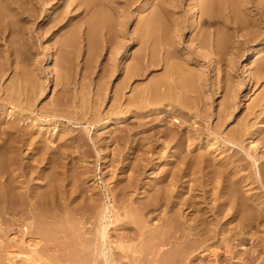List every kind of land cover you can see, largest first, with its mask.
<instances>
[{
  "label": "bare ground",
  "instance_id": "bare-ground-1",
  "mask_svg": "<svg viewBox=\"0 0 264 264\" xmlns=\"http://www.w3.org/2000/svg\"><path fill=\"white\" fill-rule=\"evenodd\" d=\"M20 1L21 0H0V22H8V20L10 21L12 20L11 13L14 11L15 13L16 12L18 13V11L21 9V4H19ZM22 3L24 5V2ZM73 3H76L79 9H83L81 13L83 12L84 14L85 12L87 14L88 13L90 14V12L93 13L90 19L83 21L85 22L84 25H86V29H88L86 40H87V45H88L89 50L87 52L88 54H90L89 51H91V54L89 55L90 56L89 59H92L94 58L93 54H95L96 49H99V48L95 49V47L97 46L96 43L99 41H97L98 37L96 36L97 37L96 39L95 34H94L97 31H93L92 29H90L91 27H95V30L96 28L101 30V32L104 35L105 41L107 42V44H110L109 48L113 45L114 38L115 37L118 38L117 36L114 37L113 35L115 32L111 26L112 25L111 22H113V20L103 10V7H106V8L110 7L109 0H105V1L99 0L98 2L97 0H74ZM202 3L203 4L201 5L202 10H201L200 20L202 22L203 15H207L208 17L211 18L210 19L211 22H208L207 20H205L207 21V23L205 24H209V26L210 25L213 26V24H216L217 22L219 23L220 20L218 19L216 20V18L218 17L222 18L220 15L212 13L214 8H218V9L227 8V10H229V14H231V16L227 17L226 20L224 21L221 20L223 24L226 26V28H223V29L227 30V27H228V28H233L234 31H238V30L240 31V29L242 28L245 29V27H248L247 24L251 22V21L247 22L246 19H244L243 16L240 14V12L243 11L241 8L242 4L237 3L235 0H204V2ZM32 7H34V5ZM95 7L96 8L100 7V9H96ZM262 8L263 7H261V9ZM144 9H147V8H144ZM34 10L36 11V9ZM55 14L57 15L58 13H55ZM222 14L223 13L221 12V15ZM155 16H156V13H155ZM54 17L51 20L49 19L50 21H47V20L45 21H47L48 23L49 22H52V23L59 22L60 23V22H63V18H65L62 16L63 18L62 19L60 18L57 21L56 20L57 17L56 18ZM150 19L152 20H150V23L148 22L149 24L145 26L144 28L145 34L142 35L144 37V40L141 43L143 47V53L140 52L141 54L136 57L135 63L129 64V65L126 63L127 64L126 65L125 63H123L124 60L121 62L119 61V63H117L116 62L117 56H116L115 50L110 51L112 56L109 57V60L107 63H104V62L102 63L101 61L102 65L100 64L101 66L100 74L98 73L101 77V81L108 76L112 77L114 75V72L122 71V73L123 72L125 73V74L123 73L124 76L116 84V88L112 96L113 98L112 108L110 110V113H108L107 116L104 117L106 118V120L102 121L101 119H98L97 116L89 117L90 119H88L87 116L89 114L86 117H84L83 115L82 117L74 116V117H69L68 119L76 120L80 122L85 120L91 126L93 125L96 126L99 123L97 127L99 129H103V128L105 129L107 125H114V124H117V122H119L118 124L122 125L123 128L119 126V128L115 130L117 136L115 137L116 140L115 139L114 140L117 143H115L116 146L112 150H109V153L112 154L113 157L109 161L107 160L110 163L108 166L117 164L116 165L117 167L118 164H122L123 167H120V169L124 168L125 172H126V169L133 168L134 169L133 171L137 172L136 174L137 179H138V175H142L143 173L146 172V168L148 166V163L150 162V159H149L150 157H146L145 155L148 153V156H150L149 154L152 152V155L154 157V155L161 154L163 152L161 150H163L164 146H166L165 148L169 147L171 148V150H173V152H171L166 157L167 161H166V165L162 167L163 169L160 168L161 171L163 170L161 174L162 176L158 173L161 177V180L160 179L159 180L162 181L160 183H163V181L165 182L168 176L170 179V173H172V176H171L172 180L170 183L173 185L174 181L176 182L179 175L182 176L183 173H185V176L186 174L192 175V174H195L197 170L202 169L205 166L206 167L208 166V168L209 166H211L212 169L209 172L211 174L210 179L212 180V178H216V179L219 178L221 180H224L225 183L223 182L222 183L225 184V187L223 186L224 188L221 187L222 189L220 190L218 189L219 191L216 192L214 195L215 198L213 196L211 197L210 195H208L210 196L209 199L213 201L215 200V201L213 203L210 200L212 204H210V206L208 204L207 209H205L206 207L205 208L203 207V209H205L204 213L203 212L201 213V211H203V209H201V206L200 207L197 206L201 215H195L198 217L192 218L193 223L189 222V220H191L190 219L191 217L189 216L190 217L189 218L188 215L191 214V209H195L194 208V206L196 205L195 202L191 201L190 199H184V200L173 199L175 201L171 200V203L172 205H174V208L172 209L173 211L172 210L170 211V213L172 214L169 216V220L168 221L166 220L168 223L166 222L167 227H165V229L167 228V230L164 231L163 229L164 232L160 236L156 235V231L154 232L151 231L150 232L151 238L152 239L157 238V241L153 240V243L152 244L150 243L151 246L148 247L146 245L148 243L146 238L147 239L150 238V237H147L148 230L153 229L151 228L150 225H148V223H150L151 218L153 219V216L156 215L155 214L152 216L150 214H152L151 212L154 207H156V209H159L161 208V206H163L162 205L163 204L162 203V200H163L162 192L164 190V187L170 185V183L165 184L166 183L165 182L164 186L160 184L161 186L157 188L156 196L154 197L151 195L148 200L146 201L143 200V202H141L142 205L140 204L138 206L139 211L135 209L139 213H141L142 215L141 218L140 216L137 217L136 214L128 213L130 212L129 211L131 209L130 207L133 206L137 208V206H135L137 204L135 205L132 204V206H130L129 208L124 206L125 215H124V212L123 213L122 211L120 212L122 215H124V217H122L118 209H116L115 203L120 202V204L122 205L125 202L127 195L130 193L131 190L136 188L137 185H135L133 181H130V179H129L130 182L127 180V182L129 183L127 184L124 183L126 185H123L122 182L119 181L120 184H122V187L120 188L116 187L117 188V192L115 194L117 195L116 197H114V193H112L114 192L113 189L108 188L109 187L108 184H107L108 187L106 189L105 197H103L102 194H99L97 196L95 195L96 187L94 188L92 193H90V196H89V194L86 193L88 190H86L84 186L85 180L89 179L85 177L86 175L89 176V173H88L89 169H88V166L85 165L84 163L85 160L80 155L81 150L79 151L78 149V146L81 147V144L77 146V151L74 148L75 146L73 147L76 153H75V156H72L74 155L73 153L74 151H71L68 148L70 145H67L68 142L66 143L62 140L63 137L61 138L59 137L60 138L59 140L57 138L56 140H57L58 145H54V143H56L55 138H52L50 140V138L47 139L46 137V139H44L45 136L42 135L43 136L42 137L41 134L39 136L37 135L36 139L32 138L33 140H31V137L33 136V134L30 131V129H28V131L27 129H25L26 131L23 130L25 131V133H23L20 136V130H22L21 126L25 124L26 121L25 123L21 125L23 121L22 119H20L21 117L20 118L18 117V115H20L21 113H19V111L16 109L17 106L13 104V100L15 101L16 93L13 91V88H12L13 92L10 91L11 88L7 89L10 91L8 94V97L3 102H1L3 99L0 101V139H1L0 141L1 142L0 143V235L2 234V232H4L7 237L6 239H8L9 241L7 243H10V244H8L9 246L7 245L8 247L4 246L6 247V249L4 250L5 254H3V256L1 255L2 257H0V264H19V262L16 261L18 254L15 251V248H13L14 246L11 245V243L13 242H19L21 245L25 247L26 251L23 250L21 252L24 255V257L23 255L20 257V258L22 257L25 258L24 259L25 261L23 260L24 262L21 264H130V262H133L132 264H141L144 261L143 259H148V258H150L149 261H152L151 264H207V262L205 263V261H208V262L211 261L210 253L213 254L214 258H216L217 264H223L224 261L227 262L230 260H234L236 262L237 260L240 262L242 261L245 264H264V255L261 256V251H260V246L263 247L262 249L264 250V245H260L258 243L257 241L258 236L256 238H253L254 236L252 235L251 237H249V239H247L249 230L253 231L254 228L260 224L259 219H262V218L264 219V194L259 193V195H257V193L261 191V189L260 190L258 189L259 191L257 193L251 192L254 186H256V184L259 186L261 184V187L264 189V165L262 167L263 172L260 167V163L263 162V161L262 162L260 161L263 159H261L262 155L259 156L260 152H257V150H255L256 145L253 142L251 143L252 145L250 147H248L250 144L249 145L247 144V146L245 145L247 148L244 146L245 140L250 139V138L254 140L262 139L264 142V120L261 121L262 118L264 119V117L261 118V116H264L262 115L264 114V94L261 96L259 100H257L254 103V105L250 106V111L248 112L247 115L245 114L246 116L244 115L245 117L243 119L244 121L242 122V124L240 123L238 127L235 126L236 127L235 129H232V130L229 129L230 131L228 132L227 131L224 132L226 121L228 120L227 118L229 117V115H232L234 112L231 111L233 110L231 109L233 107L231 99L228 101V97H226L224 101L219 103L220 107L219 109L217 108L218 110H216L217 111L216 116L218 118L217 122L214 125H211L210 120H209V108L207 107L208 102H206L203 98L207 96H202V94L203 93L205 94V92L202 93L200 90L202 89L200 87H204V85H207L205 83L203 84V81H202L204 80L205 75L203 74V72L201 71L196 72L193 69V67H190V64L193 62V59L188 60L183 57L184 61L179 62L178 59L179 58L182 59L181 57L182 52L180 54L179 49L176 46V43H174L175 42L174 40H172V42L165 41L166 37L164 35L163 36L165 37L164 39L165 43L162 42L163 46L162 45L161 46L163 47L165 54H163V56H159L158 54L159 51H158L156 52L158 54L156 56V54L154 53L155 48H153L156 46V44L154 46L153 45L150 46V45L152 44L154 37H157L156 35L158 34L159 30L162 28L161 27L162 24L160 25L158 21L159 19L157 20L155 17L150 18ZM22 21L26 22L28 21V18L25 19L23 17ZM40 22L42 21L40 20ZM1 25L2 24L0 23V35H2L4 32V29H3L4 25L3 26ZM166 25H167L166 27H169L168 24ZM200 25L201 23L199 24V26ZM17 27L18 26H16L15 28ZM50 27L48 28L50 29ZM19 28L21 27H18V29ZM43 28L44 27H42V29ZM156 28H160V29H156ZM18 29H16L15 31H17ZM167 32L168 31L166 28V33ZM198 32L199 31H197L196 33ZM42 33L44 34L43 31ZM141 34L142 33H140L139 36ZM216 36L214 34L213 37L212 36L210 37L204 31L203 34H201L199 38L196 37V39L198 40L200 47L205 48L204 50H207L206 48H213V49H216L217 53H219L221 51L220 50L221 48H226L228 46V39H230L231 37L227 35L220 36L217 34ZM64 41L66 42V40ZM98 46H100V44ZM131 46L126 47L125 53L133 51V48ZM259 46H261L260 41H255V43L253 44V48L249 49L243 54V57H244L243 62L248 61L250 58L256 55L258 56V54L260 53ZM151 47L153 48V50ZM160 51H162V49ZM52 53L53 52L49 51L48 57H47L48 61H53L54 57ZM84 53L86 54V51ZM210 53L212 52L210 51ZM88 62L90 63V61ZM109 62H110V65H109ZM160 66L162 67V69L164 67L163 73H161L160 75H156L155 77L153 76V78H151L152 76L150 77V75H148L150 77L149 78L150 80L148 79L149 81L147 80L148 82L146 83L143 82V84H141L140 82L141 85L139 86L136 84L135 87L131 88L132 92L130 90L131 93L129 94V91L127 89L129 87V84L132 81H135L137 83L138 80H141V79L144 80V78L147 76V73L151 69L157 68ZM244 66H245V73L247 77L252 79V72L248 68L247 63ZM3 70H5V68L3 67L0 61V73ZM260 71L261 72H260L259 78H263L264 76L263 66L260 69ZM90 72H92V70ZM257 73L259 74V72ZM222 77H224V75ZM103 86H105V84L100 85L97 91H94L93 93L94 95H96L98 99H101V100H103L102 98L106 96V93H107L106 87L104 88ZM224 88H227V86L226 87L224 86ZM221 89L223 88L221 87ZM0 92H1V89H0ZM56 98L57 96L55 97V99ZM95 100L96 99H94V101ZM92 108H95L94 109L95 111L100 110L97 104H93V103H92ZM3 109L6 110V112L4 111L5 113L3 112ZM24 110L25 109H22L21 111L24 112ZM55 113L59 117L62 115V114H58L57 112ZM85 115H86V112H85ZM64 116L66 117V115H63L61 117H64ZM48 118H51V117H48ZM192 118H194V120L196 119L198 126L195 124V122L193 123L191 122V121H194V120H191ZM199 118H200V121L198 120ZM24 119L25 118H23V120ZM258 119L261 121L260 124L257 123ZM49 120L50 119H45V124H48ZM134 122L136 123V125H134ZM199 123L203 126L205 125L204 130L202 128H201L202 130L200 129L201 125ZM194 127L196 129H194ZM205 128L207 130L205 134H207L208 136H210V134H214L216 143L218 142L221 145L222 144L225 145L224 146L225 148L227 146V149H229L227 151H230L228 154L224 155L223 153H220L221 151L219 153H216L217 150L216 151L212 150V151H215V153L213 152L211 153L210 152L211 150H210L209 151L210 153H209L207 151L208 148L207 149L205 148L206 150L202 148L201 149L197 148L198 144L196 145V132H198L197 130L200 129L201 130L200 135H201L202 132H205ZM134 130L137 132V134L134 135L132 139L133 141H130V142H133L131 143L132 145H130L129 148L125 147L126 141H127L126 137H128L127 135L131 136L132 132H135ZM223 132L225 133V135H222V138L218 140L219 136L223 134ZM56 137H58V135ZM84 139L85 138L81 140L84 141ZM60 140H62L63 142L62 141L60 142ZM114 140L112 139L113 142L111 140L109 142H106V145L107 146L112 145L114 143ZM82 141H79V142L83 143ZM29 142L35 147L31 149L32 153L29 154V158L25 159L24 155H22V151H23V148L26 147V145H28ZM200 142L201 141H199L198 143ZM204 145L202 146L203 148H204ZM221 145H219L220 148H221ZM43 147L46 148L45 153H43L44 151L42 152ZM125 148L128 149L127 153H124ZM259 148H262V147H259ZM259 148H258V151H259ZM222 150L224 151V148ZM251 150L256 151L257 155L252 153ZM77 153L78 155H76ZM45 154L48 156L46 157ZM221 154H223L224 156L221 157L220 156ZM69 157H71L70 162L73 161V169H75V172L73 174L70 173L68 175L67 179L70 182L68 181L67 182L68 184H70L71 182L74 181L75 187L74 189L72 188L73 190L69 188L71 189L70 190L71 192H69V189L66 192L64 178H66L67 175L64 177V174H63L64 172L62 170L63 168L61 167H64V165H66V164L63 165L64 159L69 158ZM106 158L107 156L105 157L103 155L101 156L100 159L103 161H106L105 160ZM39 159L44 160V163L45 161H47V164L44 165L47 168V170L46 169L43 170L45 172L44 174H42L41 172L42 174L41 179H40L41 181L39 180L36 182L35 175H34L35 174L34 169L35 167H37L36 162L41 161V160L39 161ZM142 160L144 161L145 164H142L143 163ZM145 160L147 163L145 162ZM173 162H176V163L174 164ZM176 165L179 166V168L173 171V168L174 166L176 167ZM240 165H242L243 167L242 166L240 167ZM238 166L241 168L240 170L243 171V172L240 171L241 173L245 172L244 176H242V174L239 171H236L237 170L236 168H238ZM17 168H19L20 172L17 171L18 170ZM69 169H71V167ZM256 169L258 170L256 171ZM35 170H37V168ZM200 171L201 170H199V172ZM204 171H206L205 168H204ZM130 173H133L132 169ZM249 173H252V175L251 174L249 175ZM136 175L134 176L135 178H136ZM19 176H24V179L22 178V180H19L18 179ZM28 176L29 178L26 179ZM130 178H133V177L131 176ZM207 181L209 180L207 179ZM248 181L250 183H248ZM157 183L156 185L158 186ZM180 184L182 185V182ZM247 184H249L248 187L250 188L248 189L250 193H252V195L250 194V196L248 195L249 192H246V190H244L246 192L245 193L242 189L243 188L242 186H245ZM216 185L218 186V184ZM182 186H184V184ZM118 187H119V184H118ZM173 189H170V190H173ZM214 190H216V188ZM166 191L168 193V190ZM180 191L182 190L180 189ZM220 191L223 192L222 196H224V199H221L218 196V193ZM244 193L245 194L248 193L247 195L249 197L245 195ZM111 194H113V196ZM254 195H257V196L254 197ZM113 197L116 198V200L113 199ZM206 197L205 199L203 198L204 201L208 199ZM216 197L221 199L219 203H217L219 199ZM87 198L90 200L88 201ZM200 199L198 201H201ZM113 200L115 201V203L112 202ZM132 201H133V198H132ZM137 203H140V202H137ZM117 207H120V206H117ZM185 208H186V211L187 209L189 210L186 212ZM169 209L170 208H168V210ZM226 209H228L227 212H225ZM158 212H155V213H158ZM209 212L212 213L214 216H216V218H219L220 220L219 224L218 222H216V220L213 221L212 219V222L211 221L209 222L211 225L208 226V221L210 219H208L209 215L207 214ZM146 214H149V215H147L146 217ZM52 219L55 224L54 227L51 228V230L49 229L50 231H48V228H47L48 233L42 234L41 232L46 231L44 229L47 226L50 227V225H52ZM225 219L227 220V222L225 223L226 225H223V223L220 225L221 220H225ZM17 221H20L25 225L23 234L21 236H19L20 231L19 232L17 231L18 232L17 234V232L13 231L14 228L13 229L10 228L13 225L15 226ZM198 222H199V225L197 226L195 223H198ZM3 224H6L7 227L5 226V228H3ZM16 226L19 227V224ZM134 226H136L137 228V230H135L137 231V234L139 233L141 234L142 241L140 240L141 241L140 244L136 243L138 242V240L136 242H135L136 239L134 240V236H136L137 234L135 235L131 233L132 230H134ZM149 226L150 228L147 230ZM42 227H43V230H42ZM196 228H198L197 231H196ZM15 229H18V228H15ZM120 229L122 230V232L119 233L118 230ZM88 233L91 235L90 236L88 235V237H86L85 234L87 235ZM146 233L147 235H145ZM196 233L199 234V237L200 235H202V238L199 240H196L195 238V241H191L192 235ZM157 234H160V231H158ZM219 234H223L224 240H226L225 241L226 244L224 245L225 247L223 246L224 248H217L214 250L212 249V251L208 253L206 251V249L208 248V245L210 244L208 242L211 240L218 239V237L220 236ZM144 235L146 238L144 237ZM1 237L2 235L0 236V244L4 241V239H1ZM247 240H249L250 242ZM145 241L147 243H145ZM163 243L164 245L161 246V244ZM249 243L250 245H248ZM3 244L5 245V243ZM17 251L19 252V250ZM162 253L168 255V256L165 255L167 257L165 262L163 261L161 262V260L155 259L156 256L158 255L161 256ZM149 263L150 262H148V264Z\"/></svg>",
  "mask_w": 264,
  "mask_h": 264
},
{
  "label": "rangeland",
  "instance_id": "rangeland-1",
  "mask_svg": "<svg viewBox=\"0 0 264 264\" xmlns=\"http://www.w3.org/2000/svg\"><path fill=\"white\" fill-rule=\"evenodd\" d=\"M98 1L99 0H97V2ZM167 1L168 0H155V1L154 0H109L110 7H107V8L103 7V10L113 20L114 23L111 22L112 25H111V23H110V25L112 26L113 30L115 31V32L113 31L114 37L117 36L118 38L113 37L114 38L113 45L109 48L110 44H107V42L105 41L104 35L101 32V30H99L98 28H96V30H95V27H91L90 29H92L93 31H97L94 34H95L96 39L98 37L97 41H99L96 43L97 46L95 47V49L96 48H99V49H96L95 54H93L94 58H92V59H89V57H90L89 55L91 54V51H89L90 54H88V52H87L89 50L88 45H87V40H86L88 29H86V25H84L85 22H83V21L90 19V17L92 16L93 13L92 12H90V14L89 13L87 14L86 12H85V14H84V12L81 13L83 9H79L77 4L73 3L74 0H53V1L52 0H32V1L31 0H21L20 1L21 3L19 2V4H21V9L18 11V13L17 12L15 13V11L11 13V15H12L11 21H13L14 23L11 22L10 20H8V22H0L2 24L1 26L4 25L3 29L5 32V33L3 32V34H2L3 36L0 35V37H2V38H0V61L3 65V67L5 68V70L2 71L3 73L2 72L0 73L1 74L0 77L2 78V79L0 78V89H1L0 101L3 99L1 101V102H3L8 97V94L10 91L11 92L14 91L16 93L15 101L13 100V104H15L17 106L16 109L19 111V113H21L20 115H18V117L19 118L21 117L20 119H22V121H23L21 123V125L23 123H25V121H26V123L23 124L24 126L23 125L21 126L22 130H20V136L23 133H25V131H26L25 129H27V131H28V129H30V131L33 134V136L31 137V140H33L32 138L36 139L37 135L39 136L40 134H41V136L42 135L45 136L44 139H46V137H47V139L50 138V140L52 138H55V140L58 138V140H59L61 137H63L62 140L66 143L68 142L67 145H70L68 148L71 151H74L73 152L74 155H72V156H75V153H76L75 149L77 151V146L81 144V147L78 146V149H79V151L81 150L80 155L85 160L84 163H85V165L88 166V169H89L88 170L89 176L88 175L85 176L89 179L88 180L86 179L85 183H84L85 189L88 190L86 193L89 194V196H90V193H92V191L96 187L95 195L97 196L99 194H102L103 197H105L106 189L109 185L108 188L113 189L114 192H112V193H114V197H116L117 195H115V194L117 192V188L122 187V184L126 185L130 181H133V183L137 186H136V188H134L133 190L130 191V193L127 195L125 202L122 205L120 204V202H117V201H116L117 203H115L114 200L112 202L115 203L116 209H118L119 213L122 211V213L124 212V215H125V209H124L125 207L124 206L129 208L130 206H132V204L133 205L137 204V205H135V206H137V208H135L133 206L130 207L132 210L130 209L129 210L130 212H128V213L129 214H131V213L136 214L137 217L140 216V218L142 217V215H141V213L138 212L139 211L138 206L140 204L142 205L141 202H143V200H145V201L148 200L151 195L155 197L157 188H159V186H161V185L164 186L165 182H166L165 184H167V183L169 184L172 180V177H171L172 173H170V179L168 176L167 180L165 182L163 181V183H160V182H162V181H160L161 180L160 175L163 172V170L161 171V169H163L162 167L166 165V161H167L166 157L171 152H173V150H171V148H169V147L165 148L166 146H164V149H166V150H164V149L161 150V151H163L162 152L163 154L162 153L157 154V155H154V157H153L152 152L149 154L150 156H148V153H147L145 156L150 157L149 158L150 162L148 163V166L146 168V172L143 173L142 175H138V179H139L138 180L137 175H136L137 172L136 171L134 172L133 168L126 169V172H125L124 168L120 169V167H123L122 164H118L117 167H116L117 164L108 166L110 164L108 161L113 157V155L109 153V150H112L116 146L115 143H117L115 141L116 140L115 137L117 136L115 130L117 128H119V126L121 128H123L122 125L118 124L119 122H117V124H114V125H107L105 129L104 128L99 129V128H97L99 123L96 126H94V125L91 126L85 120L80 122V121L68 119L69 117H74V116L82 117L84 115V117H86L89 114L87 116L88 119H90L89 117L97 116V118L101 119L102 121L106 120V118H104V117L107 116L108 113H110V110L112 108V103H113L112 96L114 94L113 92L116 88V84L120 81V79H122V77L125 74L124 72H123L124 73L123 74L122 71H117V72H114V75L112 77L108 76L101 81V77L99 75L100 74V68H101L100 64L102 65L103 62L104 63L108 62L109 57L112 56L110 51L115 50L116 56H117V58H116L117 63H119V61L121 62L123 60H124L123 63H125V64L127 63L128 65L135 63L136 57L138 55H140L141 53H143V47H142L141 43L144 40V37L142 35L145 34V32H144L145 26H147L150 23V20H152L150 18L155 17L157 20L159 19L158 21H159L160 25L162 24L161 25L162 30L160 28H156V29H160L158 34L156 35L158 38L154 37V40L152 39L153 40L152 44L151 45L149 44V45L154 46L156 44V46L153 47V48H155L154 53L156 54V56L158 54H159V56H163V54H165V51L163 50L162 42L163 43H165V41H167V42L171 41L172 42V40H174L175 41L174 43H176V46L179 49L180 54L182 52V54H181L182 59H183V57L188 59V60L193 59V62L190 64V67H193V69L196 72H198V71L203 72V74L205 75L204 80H202V81H203V84L205 83L207 85H204V87H200V88H202V89H200L201 92L202 93L205 92V94L204 93L202 94L201 92L200 93L202 94V96H207V97H203V98L206 102H208L207 107L209 108V120H210L211 125H214L218 120V118L216 116V112H217L216 110H218L220 107L219 103L224 101L226 99V97H228V101L231 99L232 106H233L231 108L233 110H231V111H233L234 113L232 115H229V117L227 118L228 120L226 121L224 132H226V131L228 132L232 129H235L236 127H238L240 125V123L242 124V122L244 121L243 120L244 117L250 111V106L254 105V103L257 100H259L261 98V96L264 94V76H263V78H259V75L261 72L260 69L262 68V66L264 67V21H263L264 20V11H263L264 10V0H246V1L245 0H235L237 3L242 4L241 8L243 11L240 12V14L243 16V18L246 19L247 22L251 21L250 23L247 24L248 27H245V29L242 28L243 30L240 29V31L239 30L234 31L233 28H228V27H227V30L223 29V28H226V26L223 24V22L221 20L224 21V20H226L227 17L231 16V14H229V10H227V8H225V9L224 8H219V9L214 8L212 13L220 15L222 18H220V17L216 18V20L217 19L220 20L219 23L217 22L216 24H213V26L212 25L209 26V24H205V23H207V21L211 22L210 17H208L207 15H203L202 22L200 20L201 10H202L201 5L203 4L202 2H204V0H172V1L169 0L168 3H167ZM22 2H24V5ZM147 2H148V4H147ZM150 3L151 4L153 3V4L151 5ZM33 5H34V7L35 6L36 7L35 8L32 7ZM257 5L258 6L260 5V6L258 7ZM75 6H76V8H75ZM143 7L147 8V9H144ZM261 7H263V8L261 9ZM37 8H38V10H37ZM141 8H142V10H141ZM152 8H153V10H152ZM30 9H32L33 11ZM34 9H36V11ZM96 9H100V7H97ZM101 9H102V7H101ZM221 12L223 13L222 15H221ZM55 13H58V14L56 15ZM155 13H156V16H155ZM53 15L56 16L57 18L54 17ZM171 15L173 16V18ZM62 16L65 18H63ZM23 17L25 19L28 18V21H26V22L22 21ZM53 17L56 18L57 21L60 18L61 19L63 18V22H60V23L59 22H53V23L49 22L48 23L47 21H50ZM197 18H198V20H197ZM205 18H207V19H205ZM29 19L31 22L29 21ZM168 19H169V21H168ZM40 20L42 22H40ZM45 20H47V21H45ZM118 20H120V21H118ZM205 20H207V21H205ZM203 21H205V22H203ZM15 22L16 23L18 22L17 23L18 25ZM44 22H45V24H44ZM19 23H21V24H19ZM200 23H201V25L199 26ZM221 23L223 24V26ZM166 24H168L169 27H166L167 26ZM21 25H23V26H21ZM16 26L21 27V28H19V29H18V27L15 28ZM193 26H194V28H193ZM10 27H11V29H10ZM42 27H44V28L42 29ZM48 27H50V29ZM165 27L167 28L168 34L166 33ZM82 28H83V30H82ZM218 28H220V29H218ZM5 29H6V31H5ZM16 29H18V30L15 31ZM21 29H22V31H21ZM48 29H49V31H48ZM195 29H196V31H195ZM197 29H199V30H197ZM193 30H194V32H193ZM42 31L44 32V34L42 33ZM164 31H165V33H164ZM197 31H199L198 32L199 34L196 33ZM204 31L210 37L211 36L213 37L214 34H215V36L217 34L220 36L221 35L222 36L227 35V36L231 37L230 39H228V46L226 48H221L220 49L221 51L219 53H217L216 49H213V48H206L207 50H204L205 48H201L198 40L196 39V37L199 38L201 36V34H203ZM233 31H234V33H233ZM16 32H18V33H16ZM8 33H9V35H8ZM140 33H142V34L139 36ZM161 33H162V35H161ZM171 33H173V34H171ZM163 35L166 37V39ZM142 37H143V39H142ZM175 37H176V39H175ZM70 38H72V39H70ZM100 39L102 42L100 41ZM164 39H165V41H164ZM4 40H6V41H4ZM64 40H66V42ZM158 40H159V42H158ZM255 41H260V45H261V46H259L260 53L258 54V56L256 55V56L250 58L248 61L243 62V58H244L243 54L246 51H248L249 49L253 48V44L255 43ZM65 43L68 45H66ZM84 43H86V44H84ZM99 44H100V46H98ZM121 45H122V47H121ZM128 46H131L133 48V51L125 53L126 47H128ZM86 48H87V50H86ZM140 48L142 49V51ZM153 48H152V50H153ZM156 49H158V50H156ZM159 49L160 50L162 49V51H160ZM180 49H182V50H180ZM48 50L53 52L52 53V55L54 57L53 61H48V59H47L48 53H49ZM209 50L212 53H210ZM85 51H86V54L84 53ZM158 51L162 54H160ZM156 52H158V54ZM87 55H88V57H87ZM97 58H98V60H97ZM179 59H178L179 62L184 61V59L183 60L181 58H179ZM88 61H90V63ZM101 61H102V63H101ZM246 63L248 65V68L252 72V79L248 78L246 73H245V66L244 65ZM162 64H164V63H162ZM82 65H83V67H82ZM109 65H110V62H109ZM89 67L91 68L92 72H90L91 70ZM163 72H164V67L162 69V67L160 66V67L151 69L147 73V76L150 75V77L152 76L151 78H153V76L155 77L156 75H160ZM257 72H259V74ZM83 75H85V76H83ZM223 75H224V77H222ZM147 76L144 78V80L143 79L138 80L137 83L135 81H132L129 84V87L127 89L129 91V94L132 92L131 88L135 87L136 84L139 86V85L143 84V82L144 83L148 82L150 80L149 79L150 77L148 76V78H147ZM99 79H100V81H99ZM89 81H91L92 83ZM106 82H107V84H106ZM140 82H141V84H140ZM63 83H65L66 85ZM97 83H99V84H97ZM104 84H105V86H103V87L104 88L106 87L107 93H106V96H104L105 99L103 97L102 98L103 100H101V99H98L96 97V95H94L93 93H94V91H97V89L100 85H104ZM32 86H33V88H32ZM224 86L225 87L227 86V88H224ZM221 87L223 89H221ZM12 88H13V91H12ZM7 89H10V91ZM224 89H225V91H224ZM230 89H231V91H230ZM130 90H131V92H130ZM229 91L231 92V94ZM56 96L58 99L57 98L55 99ZM206 98H208V99H206ZM61 99H62V101H61ZM94 99H96V100L94 101ZM92 103L97 104V106L100 108V110L95 111L94 110L95 108H92ZM246 105H247V107H246ZM51 107H52V109H51ZM55 107H57L58 110ZM22 109H25L24 112L21 111ZM4 111L6 112V110L3 109V112ZM63 111H64V113H63ZM87 111H88V113H87ZM55 112H57L58 114H62L61 116L66 115V117L65 116L59 117V116H57V114ZM85 112H86V115H85ZM52 113H53V115H52ZM262 115H264V114H262ZM48 117H51V118H48ZM262 117H264V116H261V118ZM23 118H25V119L23 120ZM261 118H260V120H261ZM45 119H50L48 124H45ZM191 120H194V118H192ZM198 120L200 121V118ZM260 120L258 119L257 123L260 124V122L263 121L264 119L262 118V120L261 121ZM191 122L192 123L195 122V124L198 126L196 119L194 121H191ZM236 124H238V125H236ZM132 125H133V123H132ZM134 125H136L135 122H134ZM149 125H151V124H149ZM196 125H194V126H196ZM204 127H205V125L204 126L201 125L200 129L202 128L204 130ZM194 129H196V128L194 127ZM200 129L197 130L199 133L195 131L196 132V145L198 144L197 148H200V149L201 148L202 149L208 148L207 151L209 152L211 150L210 151L211 153L212 152L215 153L216 150H217L216 153H219L221 151L220 153H223L224 155H226L230 152V151H227V150H229V149H227V146L225 148L224 147L225 145H223V144L221 145L218 142L216 143V140L214 138V136H215L214 134H210V136L205 134L207 132L206 128H205V132H202L200 135V131L202 130V129L201 130ZM23 130H25V131H23ZM135 132H132V134H131L132 137L130 135H127L128 136V137H126V140H127L126 145L127 146L125 145V147L129 148L130 145H132L131 143H133V142H130V141H133L132 139H133L134 135L137 134V132L136 133ZM224 132H223V134H221L219 136L218 140H220L222 138V135H225ZM197 134L199 135V137ZM202 134H203V136H202ZM57 135H58V137H56ZM197 137H198V139H197ZM80 138L82 140H83V138H85V139H84V141H82ZM92 138H93V140H92ZM112 139L113 140L115 139L114 143L110 146H107L106 142H109L110 140L112 141ZM62 140H60V142ZM202 140H203V142H202ZM0 141H1V139H0ZM79 141H82L83 143H81ZM199 141H201L203 143V145L205 144L206 146L204 145V148H203L202 143L201 142L198 143ZM252 142L256 145V146L254 145L256 147L255 150H257V152H260L259 156L262 155L261 159H263V160H261L260 162H262V161L264 162V158H263L264 157V146H263L264 142H263V140L262 139L254 140L252 138L246 139L244 142V146L245 145L247 146V144L248 145L250 144L248 146V147H250L252 145L251 144ZM72 143H73V145H72ZM200 144H201V146H200ZM47 145H49V144H47ZM54 145H58L57 140H56V143H54ZM219 145H221V148ZM33 147H35V146L29 142L28 145H26V147L23 148L22 155H24L25 159L29 158V154L32 153L31 149H33ZM45 147H43V149H42V152L44 151L43 153H45V151H46L47 147L46 148ZM71 147L73 150L71 149ZM209 147L210 148L212 147V148L210 149ZM257 147L258 148L262 147V148H259V151H258ZM223 148H224V151L222 150ZM212 150H215V151H212ZM127 151H128V149L125 148L124 153H127ZM251 151H252V153L257 155L256 151H254V150H251ZM35 152H36V150H35ZM107 154H109L110 156ZM223 154H221L220 156L221 157L224 156ZM76 155H78V153ZM103 155L105 157L107 156V158L105 159L106 161L108 160L107 162L100 159L101 156H103ZM26 156H28V157H26ZM45 156L47 157L48 155L45 154ZM70 158L71 157L66 158L67 160L64 159L63 165L64 164H66V165H64V167H61V168H63L62 170L64 172L63 173L64 177L67 175L66 178H64V180H65L64 184L67 188V189L65 188L66 192L69 188L74 189V187H75L74 181L71 182L72 184L71 183L68 184V182H70V181H68V179H67V177L70 173L73 174L75 172V169H73V161L70 162L71 161ZM39 161L40 162H36L37 167H35V169L37 168V170L34 169V173H35L34 175H35L36 182L39 181L41 179V175L45 173L43 170H45V169L47 170V168L44 166L45 164H47V161H45V163H44V160H42V159H39ZM145 162H146V160H145ZM263 162L260 163V167H261L262 172H263L262 167L264 165ZM41 163H43V164H41ZM173 163L175 164L176 162H173ZM237 163H239V162H237ZM74 164H75V162H74ZM142 164H145L144 161ZM167 165H168V163H167ZM241 166L242 165H240V167ZM70 167H71V169H69ZM240 167L238 166V168H236L237 169L236 171L243 172L242 170H240L241 169ZM178 168H179V166H177V165H176V167L174 166L173 171L178 169ZM204 168L206 171H204ZM204 168L199 169V170H201L200 172H199V170H197L198 173L196 172L195 174H192V175L188 174L190 177L186 174L187 178L185 176V173H183L184 175L183 174H182V176L179 175L178 179L176 180V182L174 181L173 185L170 183V185L164 187V190L162 192V199H163L162 205L163 206H161V208H159V209H156V207H154L152 209V212H151L152 214H150L152 216L156 214L155 216H153V219L151 218L150 223H148V225H150L151 228H153L152 230L149 229L150 226L147 228V230L149 229L147 237H150V238L147 239L145 237V235H147V233L144 235V237L146 238V240L148 242L147 243L145 241V243H147L146 245L148 247L151 246V244L153 243V240L157 241V238H155V239L151 238V234H150L151 231H153V232L156 231V235L160 236L165 230H167V228L165 229V227H167V223H168L167 221L169 220V216L172 214V213H170V211L174 208V205H172L171 200L175 201V200L190 199L191 201L195 202V204H196L194 206L195 209H191V214L188 215V217L189 216L191 217V218L189 217L191 219V220H189L190 223H193L192 218L198 217L195 215H201L197 206L198 207L201 206V209H203V207L204 208L206 207L205 209H207L208 204H209V206H210V204H212L211 201L214 203L215 200L213 201L209 198H210V196L214 197L216 192H218L220 189L225 187V184H223V183H225V181L221 180L219 178H217V179L212 178V180H211L210 179L211 174L209 173L210 170L212 169L211 166H209V168H208V166L207 167L205 166ZM17 169H18L17 171L20 172L19 168H17ZM67 169H69V170H67ZM131 169H132L133 173H130ZM257 170L258 169H256V171ZM41 172H42V174H41ZM134 173L136 175V178L134 177L135 176ZM244 173H241L242 176L245 175ZM252 173H249V175L250 174L252 175ZM207 174H209V175H207ZM38 175H40V176H38ZM29 176L26 179H28ZM131 176L133 178H130ZM20 177H21V179H20ZM22 178L24 179V176L18 177L19 180H22ZM129 179H130V181H129ZM186 179L188 182L186 181ZM207 179L209 181H207ZM127 180L129 182H127ZM210 180H211V182H210ZM119 181H121L122 184H120ZM136 181L139 183V185ZM157 182H159V183H157ZM179 182L180 183L182 182V185L184 184V186H182ZM207 182H208V184H207ZM124 183H126V184H124ZM156 183L158 184V186L156 185ZM248 183H250V182L248 181ZM118 184H119V187H118ZM216 184H218V186ZM186 185H187L188 189H187ZM248 185L249 184L242 186L243 187L242 189H243V191L246 190V192H249V194L248 193L247 194L250 196V194L252 195V193H250V191L248 189L250 187H248ZM113 186L115 188L117 187L116 190ZM169 186L173 187L174 189L169 187ZM258 186L259 185L256 184V186H254L253 190H255V189H257V190H255V191L252 190L251 192L257 193L261 189V191H259L257 193V195H259V193L264 194V189L261 187V184H260L259 188H258ZM45 187H46V185H45ZM195 187L198 188L199 190L196 189ZM91 188H93V189H91ZM183 188H185V189H183ZM215 188H216V190H214ZM71 189H69V192H71L70 191ZM170 189H173V190H170ZM180 189L182 191H180ZM153 190H155V191H153ZM166 190H168V193ZM137 192H138V194H137ZM180 192L183 194H181ZM222 193L223 192L220 191L218 193V196L221 199H224V196H222L223 195ZM219 194H221V195H219ZM247 194H245V195H247ZM111 195L113 196V194H111ZM208 195H210V196H208ZM257 195H254V197ZM114 197H113V199L116 200V198H114ZM128 197H130V198H128ZM200 197H201V199H200ZM205 197L208 198V199H206V201H204ZM88 198H90V197H88ZM88 198H87V200L89 201L90 199H88ZM132 198H133V201H132ZM216 198H218V197H216ZM129 199H131V200H129ZM173 199H175V200H173ZM199 199L202 202L198 201ZM221 199H219L217 201V203H219L221 201ZM208 200H209V202H208ZM105 201H106V199H105ZM137 202H140V203H137ZM127 204H129V205H127ZM117 206H120V207H117ZM228 207H229V205H228ZM133 208H134V210H133ZM168 208H170V209L168 210ZM135 209H137L138 211ZM155 209H156V211H155ZM205 209H203V211H201V213L202 212L204 213ZM188 210L189 209H187V211ZM185 211H186V208H185ZM227 211H228V209L225 210V212H227ZM155 212H158V213H155ZM209 213L207 214V215H209L208 219H210L208 221V226L211 225L209 222L210 221L212 222V219H213V221L216 220V222H218V224H219V221H220L219 218H216V216H214L212 213H210V214ZM120 215L122 217H124V215H122L121 213H120ZM147 215H149V214H146V217H147ZM140 218H139V220H140ZM30 219H28V220H30ZM262 219H259L260 224L254 228V230H253L254 232L249 230L248 237H247V239H249V237H251L252 235L254 236L253 238H256L258 236L257 241L260 245H264V219L263 220ZM226 222H227L226 219L221 220L220 225L222 223H223V225H226L225 224ZM18 224H19V227L16 226ZM195 224L198 226L199 222L195 223ZM54 225L55 224H54V221L52 219V225H50V227L47 226L44 229L46 231H43L41 233L42 234L48 233L47 228H48V231H50L51 228L54 227ZM5 226H6V224H3V228H5ZM15 226L13 225L10 228H12V229L18 228V229H15L16 231L13 229V231L14 232L20 231L19 236H21L23 234V230H24L25 225L22 222L17 221ZM163 229H164V231H163ZM42 230H43V227H42ZM135 230H137L136 226H134V230H132L131 233L136 235L137 231H135ZM197 230H198V228H196V231ZM118 231H119V233L122 232L121 229ZM158 231H160V234H157ZM18 232H17V234H18ZM1 235H2L1 239H4V241L0 244L1 245L0 246V253H1L0 257H2L3 254H5L4 250L6 249V247L9 246L8 244H10V243H7L9 241H8V239H6L7 238L6 234L4 232H2ZM88 235L90 236L91 234H89V233L87 235L85 234L86 237H88ZM137 235L134 236V240L136 239L135 242L138 240V242H136V243L140 244L142 241V237H141L140 233ZM219 235L220 236L218 237V239L211 240L208 242V243H210L208 245V248L206 249V251L208 253L211 252L212 249L214 250L217 248H224L225 247L224 245L226 244V242H225L226 240H224L223 234H219ZM198 237H199V234H197V233L193 234L192 235L193 240L191 238V241H195V238H196V240L201 239L202 235H200L199 238ZM70 241H72V240H70ZM247 241H249V240H247ZM68 242H69V240H68ZM178 242H179V240H178ZM3 243H5V245ZM11 245L14 246L13 248H15V251L18 254L16 261L19 262V264L23 263L25 261L24 260L25 258H23L24 255L21 252L23 250H25V247L23 245H21L19 242H13V243H11ZM162 245H164V243L161 244V246ZM248 245H250V243ZM2 246L4 249L2 248ZM4 246H6V247H4ZM21 247H23V248H21ZM209 248H210V250H209ZM262 248L263 247L260 246L261 256L264 255V250ZM17 250H19L20 253ZM211 254L212 253H210L211 261L210 262L205 261V263L207 262V264H217L216 258H214L213 254L212 255ZM22 255H23V257L20 258ZM165 255L166 254L162 253L161 256L158 255L155 257V259H159V260H161V262L162 261L165 262L166 258H167L166 256H168V255H166V256ZM143 260H142L143 262L141 264H144V263L148 264V262H150L149 264H151V262H152V261H149L150 258L143 259ZM230 261H227V262L224 261L223 264H237V263L238 264H245L242 261L240 262L238 260H237V262L234 260H230ZM132 263L133 262H130V264H132Z\"/></svg>",
  "mask_w": 264,
  "mask_h": 264
}]
</instances>
